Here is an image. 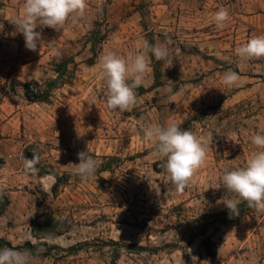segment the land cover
Masks as SVG:
<instances>
[{"label":"rangeland","instance_id":"374dc122","mask_svg":"<svg viewBox=\"0 0 264 264\" xmlns=\"http://www.w3.org/2000/svg\"><path fill=\"white\" fill-rule=\"evenodd\" d=\"M221 7L229 12L222 29L212 21ZM64 26L65 41L32 51L12 23L0 25V196L11 200L0 238L35 244L21 251L30 264H194L193 256L195 264H264V214L223 222L222 201L238 197L214 188L257 150L251 137L264 135V58L235 54L264 35V0H87L84 15ZM145 42L166 46L169 57L157 61ZM108 51L149 60L131 111L106 105L99 58ZM228 71L240 77L230 88L221 83ZM34 82L38 101L26 94ZM170 121L211 134L182 192L142 131ZM88 150L99 167L81 180L70 170ZM33 152L35 172L26 173Z\"/></svg>","mask_w":264,"mask_h":264},{"label":"clouds","instance_id":"9594fccd","mask_svg":"<svg viewBox=\"0 0 264 264\" xmlns=\"http://www.w3.org/2000/svg\"><path fill=\"white\" fill-rule=\"evenodd\" d=\"M86 8L87 0H24L22 13L9 21L15 26L16 31L23 35L25 47L36 51L38 44L41 45L43 41L41 32L36 31L37 27H49L58 31L70 17L73 20L82 17ZM228 18V10L221 7L213 14L212 21L222 29ZM145 46L157 61L169 57L166 46L147 45V42ZM235 54L241 59L248 60L264 58V35L251 37L235 49ZM99 67L101 79L104 81L103 96L108 109L131 111L138 103L134 89L142 85L143 76L149 69L148 58L142 53H129L124 58L114 51H108L99 58ZM239 80L238 73L228 71L223 74L221 83L230 88L237 85ZM171 93V87L165 89V94ZM180 125L178 122L170 121L166 125L151 123L142 128L144 137L155 145L154 155L160 157L161 167L167 173L168 181L178 192L184 191L193 182L196 171L204 165L211 139L210 133L206 137H198L190 129H181ZM251 143L257 150L250 153L245 166L231 171L225 170L219 178L220 186L214 187L222 186L227 192L238 197L237 200L222 201L230 216L240 214L241 202H246L257 215L264 214V135H253ZM77 155L79 163L74 164L70 174L81 180L94 177L99 167L95 155L89 150L78 152ZM36 162L37 154L33 152L32 158H26L24 161L25 172H35ZM192 259L195 264L197 258L193 256ZM30 260V253L14 248L0 249V264H30Z\"/></svg>","mask_w":264,"mask_h":264},{"label":"trees","instance_id":"16d2710c","mask_svg":"<svg viewBox=\"0 0 264 264\" xmlns=\"http://www.w3.org/2000/svg\"><path fill=\"white\" fill-rule=\"evenodd\" d=\"M95 44H93V48H95ZM67 62H62L60 64V67L63 68V70L65 71L67 69ZM35 85H36V88H33L32 84L31 83H28L26 84V94L28 96L29 99L31 100H34V101H38L40 100V83L39 82H34ZM57 81L56 80H52L50 82L47 83V86L48 87H54L56 85ZM30 158H32L31 156H29ZM11 203V200L8 196H0V217L1 215L6 211V209L8 208V206L10 205ZM239 207H240V214L239 215H242L244 213H246L248 210H251V208H249L246 204V202H241L239 204ZM220 217H222L223 219V222H226L228 221V217L230 215L229 213V210L226 209L222 212H220L218 214ZM238 216V215H236ZM118 245H121L120 243H117ZM127 245V244H125ZM0 247H7V248H14L15 250L17 251H30L31 249L35 248V244H33L31 241H28L26 244L24 245H21V246H14L12 244V242L10 241H7V240H4L2 238H0ZM136 248L135 249H138V250H155L153 248H149V247H145V246H135ZM71 250L74 249V248H70Z\"/></svg>","mask_w":264,"mask_h":264},{"label":"crops","instance_id":"0c3cea01","mask_svg":"<svg viewBox=\"0 0 264 264\" xmlns=\"http://www.w3.org/2000/svg\"><path fill=\"white\" fill-rule=\"evenodd\" d=\"M23 2H18V1L16 2V0H12L9 2L8 0H5V4H2L0 6V25L6 24L8 22L10 23L9 19L17 16L18 14H21ZM36 31L41 32V36L43 40L41 42V46L47 47L52 42L53 43L55 42L56 45L57 44L59 45L60 42L65 39L64 35H66V33L68 32V27L63 26L58 31L49 27H44V28L37 27ZM20 41H21L20 37L14 40L16 44L17 43L19 44Z\"/></svg>","mask_w":264,"mask_h":264}]
</instances>
